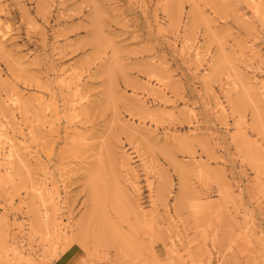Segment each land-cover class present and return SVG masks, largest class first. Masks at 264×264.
Listing matches in <instances>:
<instances>
[{
	"label": "rangeland",
	"instance_id": "rangeland-1",
	"mask_svg": "<svg viewBox=\"0 0 264 264\" xmlns=\"http://www.w3.org/2000/svg\"><path fill=\"white\" fill-rule=\"evenodd\" d=\"M0 264H264V0H0Z\"/></svg>",
	"mask_w": 264,
	"mask_h": 264
}]
</instances>
